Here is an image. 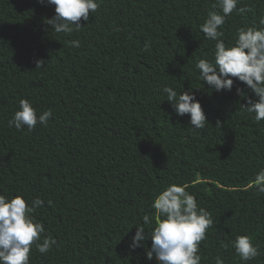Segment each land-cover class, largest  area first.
I'll use <instances>...</instances> for the list:
<instances>
[{"label":"trees","instance_id":"trees-1","mask_svg":"<svg viewBox=\"0 0 264 264\" xmlns=\"http://www.w3.org/2000/svg\"><path fill=\"white\" fill-rule=\"evenodd\" d=\"M97 2L66 34L46 23L55 15L46 0H0V195L43 200L33 217L56 241L47 254L33 246L30 264H158L146 256L151 239L129 245L136 227L150 236L155 221L142 217H155L151 205L171 184L187 185L211 213L201 264H264V192L253 183L264 169V120L243 107L255 94L235 79L216 92L195 67L213 59L215 41L199 26L221 11L218 0ZM237 8L222 26L227 46L241 28L264 27V0ZM164 87L191 90L206 127L177 116ZM21 99L52 111L46 126L9 127ZM239 235L258 247L255 259L236 254Z\"/></svg>","mask_w":264,"mask_h":264},{"label":"clouds","instance_id":"clouds-1","mask_svg":"<svg viewBox=\"0 0 264 264\" xmlns=\"http://www.w3.org/2000/svg\"><path fill=\"white\" fill-rule=\"evenodd\" d=\"M45 3V0H38ZM55 6V15L47 19L56 33H72L81 28V20L88 21L90 13L98 10L97 0H46ZM240 0H218L220 12L210 11L201 24L200 31L205 38L215 41L213 59H200L195 67L199 70L204 85L216 92L231 91L234 79L246 85L256 99L248 98L249 113H254L257 123L264 120V27L252 26L241 28L232 46H227L223 39L222 26ZM215 7V6H214ZM264 25V18L259 21ZM72 47H80L79 40L71 41ZM147 48V45L145 46ZM37 61V67H42ZM239 91V89H237ZM167 101L177 116H189V124L194 130L204 129L208 124L206 114L195 94L189 91L177 93L173 87H164ZM53 113L49 109L38 114L28 99L19 101L17 110L9 120V127L16 130L36 128L37 124L46 126ZM254 185L259 192H264V169L255 175ZM187 185L171 184L160 191L152 203L155 217L143 215L144 225H152L150 236L144 227H136L129 247L135 249L151 239V247L146 251L148 260L153 258L158 264H201L200 243L204 241L207 231L213 226L211 213L198 206L196 197L189 193ZM50 203V202H49ZM44 201L36 198L31 204L22 196L8 199L0 195V264H30V253L35 248L41 254H47L56 244L54 239L43 237L44 225L34 219L36 208L42 207ZM236 254L244 262L255 259L259 249L247 235H239L232 242ZM215 264H224L217 256Z\"/></svg>","mask_w":264,"mask_h":264}]
</instances>
